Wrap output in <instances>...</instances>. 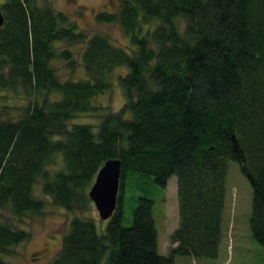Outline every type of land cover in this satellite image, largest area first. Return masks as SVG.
<instances>
[{"label":"trees","instance_id":"obj_1","mask_svg":"<svg viewBox=\"0 0 264 264\" xmlns=\"http://www.w3.org/2000/svg\"><path fill=\"white\" fill-rule=\"evenodd\" d=\"M0 11V91L27 99L0 107V264L30 238L8 214L38 215L47 201L82 212L110 158L121 161L115 211L102 228L74 215L50 264L217 256L229 161L252 188L248 226L264 250V0H120L97 19L119 23L127 47L88 37L48 3L5 0ZM61 41L84 44L85 78L57 73L56 60L76 67L70 50L56 49ZM120 66V108L105 111L97 131L75 122L104 108L94 100L111 90ZM128 173L163 187L177 177L178 222L165 254L151 198L138 196L130 225L122 223Z\"/></svg>","mask_w":264,"mask_h":264},{"label":"rangeland","instance_id":"obj_2","mask_svg":"<svg viewBox=\"0 0 264 264\" xmlns=\"http://www.w3.org/2000/svg\"><path fill=\"white\" fill-rule=\"evenodd\" d=\"M4 1L0 0V5ZM35 1L40 5L48 3L55 12L62 13L71 23L76 24L78 29L85 31L88 37L103 34L114 45L129 46L128 35L119 23H109L97 19V15L102 11L117 10L120 0ZM179 21L183 23L182 20L179 19ZM55 46L58 51L70 50L71 58L76 64V67L71 69L61 60H56L57 73L61 79L85 78L86 70L81 60L84 44H68L61 41L55 43ZM125 71L124 66L116 68L112 77L111 90L105 91L94 100L95 103L104 106L103 109L95 114L81 113L73 120L78 123H88L97 131L104 112L117 110L123 104V95L117 79L118 75ZM0 94V107L2 104L23 105L27 101L26 98L10 92L0 91ZM176 179V175H171L163 187L155 184L152 177L141 176L138 173H128L125 178L122 223L124 226L130 225L138 196L144 195L151 198L153 201L152 215L158 232V251L161 254L167 252L168 236L178 222ZM251 200L252 188L247 177L242 173L236 161H229L225 177L222 238L217 256L176 255L174 264H264V250L251 237L248 226ZM74 215L94 217L98 228L104 227L107 222L100 219L93 201L82 212H71L47 201L44 210L38 215L17 218L8 214L13 224L30 232V238L14 246L12 253L4 257L7 264H50L60 249L63 235Z\"/></svg>","mask_w":264,"mask_h":264},{"label":"water","instance_id":"obj_3","mask_svg":"<svg viewBox=\"0 0 264 264\" xmlns=\"http://www.w3.org/2000/svg\"><path fill=\"white\" fill-rule=\"evenodd\" d=\"M2 23L3 15L0 11V24ZM120 174V159H107L98 169L88 190V197L91 201H93L99 217L102 220L110 218L115 211L119 191Z\"/></svg>","mask_w":264,"mask_h":264}]
</instances>
